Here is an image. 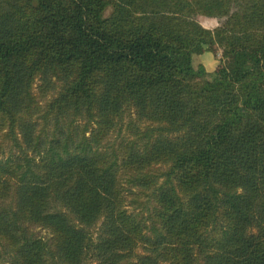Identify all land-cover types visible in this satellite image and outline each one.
Masks as SVG:
<instances>
[{
    "label": "trees",
    "instance_id": "1",
    "mask_svg": "<svg viewBox=\"0 0 264 264\" xmlns=\"http://www.w3.org/2000/svg\"><path fill=\"white\" fill-rule=\"evenodd\" d=\"M1 136L0 264H264V0H0Z\"/></svg>",
    "mask_w": 264,
    "mask_h": 264
},
{
    "label": "rangeland",
    "instance_id": "2",
    "mask_svg": "<svg viewBox=\"0 0 264 264\" xmlns=\"http://www.w3.org/2000/svg\"><path fill=\"white\" fill-rule=\"evenodd\" d=\"M196 20L205 28L207 29H214L215 27L219 26L221 22L224 19H218L213 17H206V16H197ZM204 54H209L210 60L214 59L216 62V69H219L221 65H223V58H222V51L218 46H213L209 48L207 43L205 41H202L201 44L197 45L192 52V64L195 68L198 67V65L201 64V59ZM207 69L210 71L212 69V65L209 63H206ZM214 71V70H213ZM34 92L37 94V97H39L38 89L36 88ZM49 98V96H48ZM41 100V97L39 98ZM41 103H44V100L41 101ZM130 117L126 116L124 119L119 123V125L116 127L114 131H112L102 142V146L100 150L107 153L109 156H118L120 163V158L123 155L125 151V143L127 140L133 139V134L131 132L130 123H129ZM6 141L3 136L0 137V158H4L7 154V146ZM164 167V166H163ZM131 178V175L128 173L121 172L120 175V183L123 187L125 199H126V207L130 212L133 213H139L143 218H146L148 216V209L146 208L148 197L145 195L140 194V190L136 187H133L130 185L128 180ZM150 207V204H148ZM31 231L35 236L41 237L44 240H50L52 237L51 232L41 226H31ZM96 231V228L95 230ZM138 254L144 253L142 248H138L136 251ZM1 264H9L6 260L2 261Z\"/></svg>",
    "mask_w": 264,
    "mask_h": 264
},
{
    "label": "crops",
    "instance_id": "3",
    "mask_svg": "<svg viewBox=\"0 0 264 264\" xmlns=\"http://www.w3.org/2000/svg\"><path fill=\"white\" fill-rule=\"evenodd\" d=\"M211 56V55H210ZM210 56H209V54H204L203 56H202V59H201V64L204 66V68L206 69V71H208V72H212L213 70H215V68H216V62L217 61H215L214 59H212V61H209L210 60ZM206 63H209V64H211L213 67H212V69L209 71L208 69H207V67H206Z\"/></svg>",
    "mask_w": 264,
    "mask_h": 264
}]
</instances>
